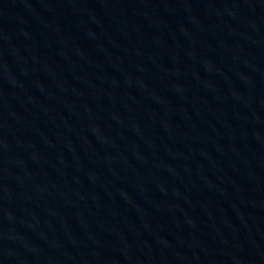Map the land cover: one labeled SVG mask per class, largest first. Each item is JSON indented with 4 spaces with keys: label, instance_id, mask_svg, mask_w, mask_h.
I'll return each mask as SVG.
<instances>
[{
    "label": "water",
    "instance_id": "obj_1",
    "mask_svg": "<svg viewBox=\"0 0 264 264\" xmlns=\"http://www.w3.org/2000/svg\"><path fill=\"white\" fill-rule=\"evenodd\" d=\"M0 264H264V0H0Z\"/></svg>",
    "mask_w": 264,
    "mask_h": 264
}]
</instances>
